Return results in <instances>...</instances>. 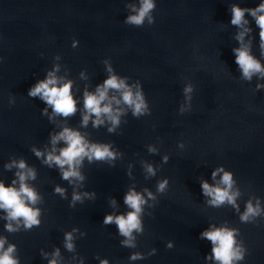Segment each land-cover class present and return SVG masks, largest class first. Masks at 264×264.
<instances>
[{"label":"water","instance_id":"95a60500","mask_svg":"<svg viewBox=\"0 0 264 264\" xmlns=\"http://www.w3.org/2000/svg\"><path fill=\"white\" fill-rule=\"evenodd\" d=\"M153 2L155 23L146 18L136 27L124 21L136 14L132 9L140 0H0V182L18 188L20 169L6 165L23 160L35 172L26 183L40 198L32 206L40 210V223L31 230L20 221L18 231L8 232L7 213L0 209V238H6L5 249L15 245L19 264H49L56 249L57 264H99L97 256L109 264H216L206 259L211 242L199 238L213 226L238 230L237 243L242 241L247 253L234 264H264V88L256 87L264 79L242 76L233 53L241 46L235 37L242 29L230 22L233 5L255 8L264 0ZM245 19L251 31L244 43L264 67L259 28L247 13ZM109 67L112 74L128 77L129 86L141 85L151 112L137 118L122 103L124 114L111 133L106 118L99 127H93L94 116L82 126L84 93H95L109 77ZM53 71L72 82L77 111L70 117L55 115L38 97L27 95ZM188 85L193 87L190 101L183 92ZM65 127L89 143L110 145L117 158H85L78 169L84 179L63 180L60 169L44 160L52 151V136ZM65 146L63 141L55 145L56 154ZM33 149L44 155L37 157ZM146 164L155 168L154 177L146 173ZM221 166L233 173L231 191L239 193V211L227 202L212 206L202 195L201 181L217 185L223 173L215 180L211 174ZM163 178L170 183L161 195L156 184ZM57 186L66 190L64 197L55 192ZM145 188L156 200L144 206L143 233H133L137 246L122 247L124 237L103 219L126 214L125 195ZM73 191L83 202L70 206ZM249 201L254 207L259 201L261 214L244 223L240 215ZM66 233L73 236L71 252L64 246ZM153 248L157 254L149 257ZM135 252L145 259L131 261Z\"/></svg>","mask_w":264,"mask_h":264},{"label":"clouds","instance_id":"9594fccd","mask_svg":"<svg viewBox=\"0 0 264 264\" xmlns=\"http://www.w3.org/2000/svg\"><path fill=\"white\" fill-rule=\"evenodd\" d=\"M156 8L153 0H140L139 8H133L132 10L136 13L135 15L128 16L124 23L126 25H132L136 27H143L144 21L147 18L148 24L153 25L155 23L151 13ZM246 13L250 15L254 20L255 24L259 28V40L262 55H264V2L260 3L255 8H242L237 5L231 7V24L236 26L242 31L236 35V40L240 43V47L233 49L235 55V64L238 65L242 76L251 81L252 76L258 74L260 79H264V67H262L259 60L250 54V43L245 44L244 38L251 31L250 28L245 27L248 21L245 19ZM73 47H76V42H73ZM3 58L0 57V62ZM107 64L108 62L105 61ZM58 71V68L56 69ZM110 73L109 77L104 80L102 85L96 87L95 93L85 91L83 99V107L86 114L83 115L82 126L88 125L89 119L95 117L92 121L93 127H99L105 124V118L112 124L108 131L114 132L115 128L120 124V116L124 114V110L119 106L123 103L132 110L134 117H140L145 114H151L149 105L146 102V98L141 90L139 83L129 86L126 83L128 77L121 78L116 74H112L113 70L111 67L108 68ZM257 90L264 88V84H257ZM135 89V91H134ZM118 93L120 98L116 95L109 96V92ZM186 100L192 99L191 93L193 87L191 85L186 86L183 89ZM30 98H39L47 106L52 109L55 115L62 117H70L77 111L76 101L72 95V82H64L62 78H57L55 72H49L47 77L40 80L30 87L27 93ZM11 103V101H10ZM113 105L117 107L114 108ZM48 109L43 110L44 114H47ZM185 111L181 108V112ZM63 141L66 145L58 150L55 145ZM51 144L53 145L52 151L49 152L44 160V163L51 167L55 164L61 172V178L68 181L70 184L74 180L82 181L84 179L79 172V167L82 165L85 158L89 162L115 160L118 153L110 150V145L89 143L79 131H74L68 127L63 128L57 135L52 136ZM181 147L183 145H180ZM150 153H155L156 149L149 147ZM37 157L44 155L40 151L33 149ZM163 162H168V157L163 158ZM7 168L17 167L20 169L16 173L18 177L19 187H5L3 182H0V209L7 213L6 219L9 221L5 225L8 232H16L19 230V222L23 221V227L25 230H31L33 226H39L40 210L32 207L37 204L40 199L37 192L30 187L26 181L28 179H35V172L31 168H27L23 160L19 163L13 161L12 164L6 165ZM145 171L149 177L156 175L155 168L150 165H145ZM223 173L220 181L217 185H210L207 181L202 180L200 188L202 195L210 198L207 202L215 207L223 205L225 202L231 204L234 208L239 211V206L236 204V197L239 195L238 192H232L233 186V173L225 171L223 166L216 168L212 172V179L215 180L217 175ZM147 178V177H146ZM13 185L17 181L12 182ZM169 179L163 178L157 181L156 193L163 195L168 190ZM222 185L223 187H221ZM65 189L57 186L55 192L60 194L62 197L65 196ZM147 195V200L145 199ZM84 196H88V193H84ZM94 196V194H93ZM66 198V197H65ZM148 200H156V196L149 191L147 188L144 189L143 193L137 192L134 189H130L124 197V204L130 209L126 214L121 215H106L103 219V225H115L118 234L124 239L120 242L122 247L135 248L137 245L134 243L135 237L133 233H143L141 215L144 210V206ZM83 202L81 194L73 191L72 194V205L77 202ZM113 206L115 200L112 201ZM31 205V206H30ZM261 214L259 207V201H257L254 207L251 201L245 206V211L240 215L241 222H249L250 217H258ZM151 215V214H150ZM12 221L17 222V226L13 227ZM77 229H73V232ZM237 229H229L227 227L216 228L211 227L209 230H205L200 233L199 238L211 242L212 255L206 257V259L214 260L216 264H234V262L244 261L247 249L243 246L241 241L237 243L236 236L238 235ZM72 233L65 234V248L71 252L74 250L72 243ZM6 238H0V264H19L17 258H14L16 252L15 245L9 244L5 249ZM167 249H172V243L166 245ZM157 254L156 249H152L148 256H154ZM47 258V253H42ZM53 258L49 260V264H57V257H59V249H56L52 253ZM99 260V264H109L108 259H101L99 256L96 257ZM131 261L144 260L145 256L140 252H135L129 256ZM83 264V261H81Z\"/></svg>","mask_w":264,"mask_h":264}]
</instances>
